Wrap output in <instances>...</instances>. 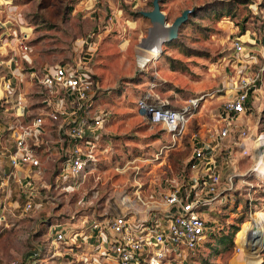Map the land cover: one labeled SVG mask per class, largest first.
I'll return each mask as SVG.
<instances>
[{"label": "rangeland", "instance_id": "rangeland-1", "mask_svg": "<svg viewBox=\"0 0 264 264\" xmlns=\"http://www.w3.org/2000/svg\"><path fill=\"white\" fill-rule=\"evenodd\" d=\"M6 1L0 0V38L12 39L16 47L17 36L26 31L31 46L32 62L18 51L17 70L23 72L31 63L41 67L83 61L101 89L96 108L108 120L95 161L75 188L67 190L57 182L61 154L49 150L40 152L47 168L34 178L44 190L40 204L24 212L22 190L12 183L6 219L0 220V264H95L97 249L88 243L74 250L55 240L57 225L68 223L71 231L83 232L95 218L131 213L142 221L153 213L160 216L169 209L166 195L187 188L201 175L202 167H194L197 152L212 147L221 131L217 109L235 96L230 90L235 83L257 75L263 60L264 49L256 55L251 49L236 53L234 44H264V0H159L172 27L186 10L193 13L148 64L140 56L147 54L155 25L141 13L152 12L155 0ZM201 96L182 133H171L139 113L141 98L183 108ZM250 96L248 112L236 118L217 151L222 187L232 177L229 187L236 202L224 199L203 209V217L218 230L228 233L240 227L235 246L213 254L217 241L212 234L199 250L179 258L181 264H264V171H256L259 177L253 171L262 157L257 139L264 136V77ZM255 223L262 228L258 252L242 243Z\"/></svg>", "mask_w": 264, "mask_h": 264}, {"label": "built area", "instance_id": "built-area-1", "mask_svg": "<svg viewBox=\"0 0 264 264\" xmlns=\"http://www.w3.org/2000/svg\"><path fill=\"white\" fill-rule=\"evenodd\" d=\"M28 38V32H21L15 40L16 47L12 39L0 38L1 221L6 219L4 213L13 182L22 190L24 212L40 204L44 190L39 189L34 178L47 168L43 169L42 151L61 154L56 164V180L67 190L75 188L89 164L95 161L108 120L107 113L96 108L98 85L87 73L83 61L41 67L31 63L23 71L28 74L24 82L23 72L17 70V60L20 51L32 62ZM250 45L237 40L235 52L251 49V54L256 55V50L264 49L260 41ZM263 77L264 56L255 77H244L230 88L235 96L217 109V117L222 121L220 133L212 147L197 152L194 167H202L201 175L187 188L166 195L169 209L165 213L160 216L153 213L142 221H136L131 213L95 218L88 221L83 232L71 231L68 223H62L54 230L55 240L71 244L74 250L88 243V247L97 249L99 259L95 264H181L179 258L199 250L217 229L203 217V209L215 201L226 199L227 204L234 201L229 187L232 177L228 186L222 187L217 151L235 126L236 118L248 112L252 87ZM204 97L191 99L183 108L156 105L148 97L141 98L138 104L154 123L163 124L169 132L177 134L184 132L186 116ZM253 171L259 177L254 168ZM12 264L29 263L16 260Z\"/></svg>", "mask_w": 264, "mask_h": 264}, {"label": "bare ground", "instance_id": "bare-ground-1", "mask_svg": "<svg viewBox=\"0 0 264 264\" xmlns=\"http://www.w3.org/2000/svg\"><path fill=\"white\" fill-rule=\"evenodd\" d=\"M154 25L155 27L151 32V43L147 46V48H145L147 54L140 56V62L144 64L155 60L157 52H160L161 45L168 41L175 33L174 27L165 22L162 15H157L155 17ZM257 142L260 143V146L264 145V136H260ZM255 171L260 173L264 171V153L262 154L259 162L256 164ZM249 229V233L243 236L242 243L250 244L251 251L253 250L258 252L260 248V240L262 238V228L259 223H255ZM242 264L247 263L243 262Z\"/></svg>", "mask_w": 264, "mask_h": 264}, {"label": "trees", "instance_id": "trees-1", "mask_svg": "<svg viewBox=\"0 0 264 264\" xmlns=\"http://www.w3.org/2000/svg\"><path fill=\"white\" fill-rule=\"evenodd\" d=\"M231 13L232 12H228V14H231ZM263 40H264V38H263ZM100 90L101 89H99V91ZM99 96H100V94L98 93V95H96L97 100H100ZM248 101H249L248 105L250 106L251 101L250 100H248ZM240 222H242V221H240ZM239 230H240V227L236 226V225L233 226L231 231H229L228 233L225 231V229H220V230L217 229L212 235V239H216V241H217V246H212L213 254H220V253L230 251L235 246V236ZM203 263L209 264L207 260L203 261Z\"/></svg>", "mask_w": 264, "mask_h": 264}, {"label": "water", "instance_id": "water-1", "mask_svg": "<svg viewBox=\"0 0 264 264\" xmlns=\"http://www.w3.org/2000/svg\"><path fill=\"white\" fill-rule=\"evenodd\" d=\"M153 3H154V5H155V9H154L152 12H142V14H143L145 17H149V18H151V20L153 21V23H154L155 17H156L157 15H162L164 21L167 22V21H166V17L164 16V14H163V13L161 12V10H160L159 0H155ZM192 12H193L192 9H190V10H186V11L183 13V15L177 19V23H176V25L173 26L174 29H175V33H174V35H172V36L170 37V39H169L168 41H170V40H172V39H174V38L177 37V32H178V30H179V27H180V26H181V25H182V24L188 19V15H189L190 13H192ZM139 113H140L141 115H143V116H148L149 118H151V115L147 113V111H146L145 108H140V109H139ZM259 153H260V154H263V153H264V145H261V146H260V151H259Z\"/></svg>", "mask_w": 264, "mask_h": 264}, {"label": "crops", "instance_id": "crops-1", "mask_svg": "<svg viewBox=\"0 0 264 264\" xmlns=\"http://www.w3.org/2000/svg\"><path fill=\"white\" fill-rule=\"evenodd\" d=\"M247 138L248 137H246V143H247ZM242 144H244V141L242 142ZM246 149H247V146H246ZM5 166H6L7 169H9V164L7 162H5Z\"/></svg>", "mask_w": 264, "mask_h": 264}]
</instances>
